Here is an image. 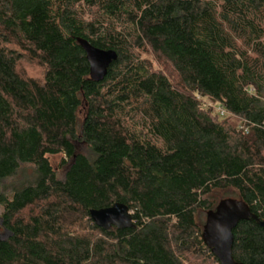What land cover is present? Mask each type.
I'll use <instances>...</instances> for the list:
<instances>
[{
	"label": "trees",
	"instance_id": "1",
	"mask_svg": "<svg viewBox=\"0 0 264 264\" xmlns=\"http://www.w3.org/2000/svg\"><path fill=\"white\" fill-rule=\"evenodd\" d=\"M79 39L117 53L101 81ZM224 198L264 221V0H0V264H219ZM115 202L134 228L94 224ZM233 238L264 264L255 220Z\"/></svg>",
	"mask_w": 264,
	"mask_h": 264
},
{
	"label": "water",
	"instance_id": "2",
	"mask_svg": "<svg viewBox=\"0 0 264 264\" xmlns=\"http://www.w3.org/2000/svg\"><path fill=\"white\" fill-rule=\"evenodd\" d=\"M79 44L85 52L89 64L90 78L101 81L109 65L117 58L114 50H104L92 46L88 41L79 39ZM89 215L95 225L108 230L112 226L118 229L134 228L132 213L127 205L115 202L111 206L90 209ZM253 219L264 230V221L251 212L241 200L231 198L221 199L214 209L206 212L201 238L219 264H244L233 258V229L239 221Z\"/></svg>",
	"mask_w": 264,
	"mask_h": 264
},
{
	"label": "rangeland",
	"instance_id": "3",
	"mask_svg": "<svg viewBox=\"0 0 264 264\" xmlns=\"http://www.w3.org/2000/svg\"><path fill=\"white\" fill-rule=\"evenodd\" d=\"M148 59H150L153 63V66L154 68L156 69H160L162 70L163 69V66L161 65L162 64V61L161 60H157L155 57L149 55L147 56ZM20 70H24V73L27 74V75H31V76H38L41 71L40 69L37 67V66H34L32 64H26V63H23L20 67ZM205 104L207 106H210L213 104V102H211L210 100L208 99H205ZM213 107H215V111H218L217 108V105L213 104L212 105ZM225 118V117H224ZM228 120L231 124L233 125H237L238 124V120L237 118L235 117H231L229 118L228 117ZM78 149L82 152H87L85 147L84 146H79ZM60 160H61V156L60 155H55V156H51L50 157V162H51V165L53 166V168L57 171V175L59 178H63L64 176V172L66 170V167L67 165L63 166V167H60L59 163H60ZM224 194L223 193H217L215 194L216 198L218 199L219 197L223 196ZM205 217H206V213L205 212H201L200 215H199V218L200 220L204 223L205 222ZM8 236V232L6 230H4L3 226H2V223H1V220H0V239H4ZM192 264H210L208 261L202 259V258H193L192 259Z\"/></svg>",
	"mask_w": 264,
	"mask_h": 264
},
{
	"label": "built area",
	"instance_id": "4",
	"mask_svg": "<svg viewBox=\"0 0 264 264\" xmlns=\"http://www.w3.org/2000/svg\"><path fill=\"white\" fill-rule=\"evenodd\" d=\"M221 112H223V111H221Z\"/></svg>",
	"mask_w": 264,
	"mask_h": 264
}]
</instances>
